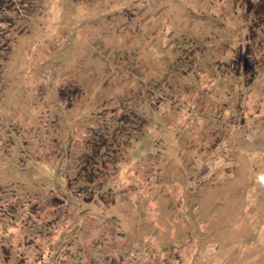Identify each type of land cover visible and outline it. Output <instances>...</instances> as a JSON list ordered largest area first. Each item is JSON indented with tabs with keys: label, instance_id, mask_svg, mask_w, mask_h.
I'll use <instances>...</instances> for the list:
<instances>
[{
	"label": "rangeland",
	"instance_id": "obj_1",
	"mask_svg": "<svg viewBox=\"0 0 264 264\" xmlns=\"http://www.w3.org/2000/svg\"><path fill=\"white\" fill-rule=\"evenodd\" d=\"M0 264H264V0H0Z\"/></svg>",
	"mask_w": 264,
	"mask_h": 264
},
{
	"label": "trees",
	"instance_id": "obj_2",
	"mask_svg": "<svg viewBox=\"0 0 264 264\" xmlns=\"http://www.w3.org/2000/svg\"><path fill=\"white\" fill-rule=\"evenodd\" d=\"M247 6H248V4H247ZM104 130V129H103ZM102 130V128H101V132H104ZM94 131H97V130H94ZM92 135H94V133H92ZM115 138H117V136L115 137L114 135H105V141H106V144H107V140H109V147H111V146H113V144H114V142H116L115 140ZM100 148H102V147H100ZM115 148L116 147H113L112 148V150H115ZM102 152H103V150H102ZM117 151L115 150V152H114V154L116 153ZM114 154H113V156H114Z\"/></svg>",
	"mask_w": 264,
	"mask_h": 264
}]
</instances>
